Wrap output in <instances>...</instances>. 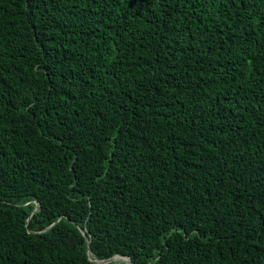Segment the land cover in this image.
<instances>
[{
    "label": "trees",
    "instance_id": "16d2710c",
    "mask_svg": "<svg viewBox=\"0 0 264 264\" xmlns=\"http://www.w3.org/2000/svg\"><path fill=\"white\" fill-rule=\"evenodd\" d=\"M114 254L264 264V0H0V264Z\"/></svg>",
    "mask_w": 264,
    "mask_h": 264
},
{
    "label": "water",
    "instance_id": "95a60500",
    "mask_svg": "<svg viewBox=\"0 0 264 264\" xmlns=\"http://www.w3.org/2000/svg\"><path fill=\"white\" fill-rule=\"evenodd\" d=\"M116 255H121V254H114V255H112V256L106 258V259H102V260L97 259V261H98V262H99V261L107 262V261H110V260H115V259H116ZM123 256H126V257L129 258L128 255H123ZM121 261H125L126 264H130V263H131V264H135L130 258H129V262L126 261V260H121Z\"/></svg>",
    "mask_w": 264,
    "mask_h": 264
},
{
    "label": "bare ground",
    "instance_id": "6f19581e",
    "mask_svg": "<svg viewBox=\"0 0 264 264\" xmlns=\"http://www.w3.org/2000/svg\"><path fill=\"white\" fill-rule=\"evenodd\" d=\"M116 257H118L116 260H126L129 262V260L123 258L121 255H116ZM125 262V261H124ZM131 264V263H130Z\"/></svg>",
    "mask_w": 264,
    "mask_h": 264
}]
</instances>
